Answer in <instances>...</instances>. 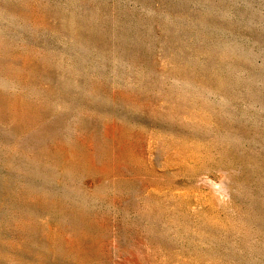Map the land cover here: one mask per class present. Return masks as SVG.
Instances as JSON below:
<instances>
[{"label":"rangeland","instance_id":"1","mask_svg":"<svg viewBox=\"0 0 264 264\" xmlns=\"http://www.w3.org/2000/svg\"><path fill=\"white\" fill-rule=\"evenodd\" d=\"M0 264H264V0H0Z\"/></svg>","mask_w":264,"mask_h":264}]
</instances>
